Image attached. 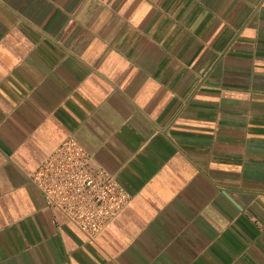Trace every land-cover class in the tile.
Returning a JSON list of instances; mask_svg holds the SVG:
<instances>
[{"label":"crops","instance_id":"crops-1","mask_svg":"<svg viewBox=\"0 0 264 264\" xmlns=\"http://www.w3.org/2000/svg\"><path fill=\"white\" fill-rule=\"evenodd\" d=\"M69 136L94 237L30 178ZM0 264H264V0H0Z\"/></svg>","mask_w":264,"mask_h":264},{"label":"built area","instance_id":"built-area-1","mask_svg":"<svg viewBox=\"0 0 264 264\" xmlns=\"http://www.w3.org/2000/svg\"><path fill=\"white\" fill-rule=\"evenodd\" d=\"M30 178L49 207L63 212L90 237L113 221L132 199L115 174L92 166L89 151L73 136L63 139Z\"/></svg>","mask_w":264,"mask_h":264}]
</instances>
